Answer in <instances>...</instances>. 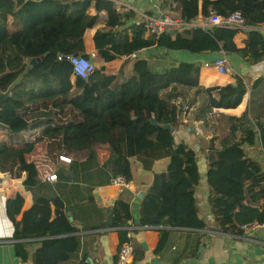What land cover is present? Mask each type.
Returning <instances> with one entry per match:
<instances>
[{"label":"trees","instance_id":"obj_1","mask_svg":"<svg viewBox=\"0 0 264 264\" xmlns=\"http://www.w3.org/2000/svg\"><path fill=\"white\" fill-rule=\"evenodd\" d=\"M94 1L0 0V92L17 81L0 105V123L6 127L1 130L8 136L7 141L0 140V172L12 179L26 174L22 185L33 189L39 184V172L26 156L37 143L47 140L48 156L54 153L70 159L67 175H56L61 182L57 189L60 191L62 183L73 182L77 189L73 198L79 203L81 185L86 189L107 185L119 175L131 182L129 158L161 145V152L169 157L168 165L163 172L151 173L138 206L137 226L242 237V226L262 224L264 213L259 201L264 198V187L256 189L264 182V172L247 155L243 144L257 131L264 141L263 123L253 122L247 113L232 117L216 112L236 108L244 91L229 85L201 87L198 65L178 63L155 72L150 60L138 58L129 61L131 74L120 82L118 76H107L103 69H96L87 79L75 77L65 57L86 55L85 33L99 24L97 14L86 15ZM159 1L171 17L187 24L199 16L239 13L248 28L244 47L236 48L233 37L238 28L228 26H191L156 37L144 23L125 26L135 14H119L111 1L102 0L99 5L107 20L92 36L97 52L108 49L121 58L157 46L191 53H235L249 65L264 60V40L259 31L264 27V0ZM190 107V118L200 121L211 135L198 152H202L207 166L212 227L199 217L195 204L200 178L197 154L185 143H176L173 136L174 129L184 126L178 117ZM166 124L173 129H163ZM35 129L41 136L25 141L22 133ZM197 139L203 142V137ZM216 140L219 147L214 144ZM99 150L109 153L102 164L98 163ZM22 205L23 198L16 193L6 200V214L13 225V240L39 244L34 264L70 260L80 249L81 231L122 229L132 221L131 205L120 199L100 215L99 223L82 229L69 222L66 209H71L70 204L60 193L52 198L35 197L33 205L17 220ZM169 232L160 230L155 254L165 245ZM124 234L120 232L119 247L128 241ZM78 264L89 263L82 258Z\"/></svg>","mask_w":264,"mask_h":264},{"label":"crops","instance_id":"obj_2","mask_svg":"<svg viewBox=\"0 0 264 264\" xmlns=\"http://www.w3.org/2000/svg\"><path fill=\"white\" fill-rule=\"evenodd\" d=\"M101 1H94L86 13L88 16L97 14L99 17V24L85 33L84 53L86 55L92 51H97L93 46L92 36L104 28L107 20V13L99 5ZM108 1L115 5V10L119 14L126 12L135 14V19L126 20L125 26L127 27L134 24L136 20L154 19L162 15L171 17L168 10L159 0ZM202 19L204 18L201 16L197 18L198 22H201ZM11 28L12 31H15L14 27ZM259 31L264 40V27L260 28ZM247 32L248 28L246 27L238 29L233 37V43L236 48L241 49L244 47ZM135 58L150 60L152 69L155 72H162L171 65L178 63L198 65V82L201 87L211 88L229 85L232 88H239L244 91L243 99L236 108L217 109V113L232 117H241L244 113H247L249 119L253 122H261L264 126V60L254 65H249L235 53H224L223 51L191 53L186 50H164L162 47L152 46L142 49L129 57L121 58L113 56L110 50L106 49L102 54L97 53L94 65L96 69H103L104 74L107 76H118V82H120L123 78L130 76L131 65L129 61ZM219 58L225 60V64L229 69L227 74H220L212 66L205 65ZM254 73L258 74V77L252 76ZM192 108L190 107L187 112H183L178 117L179 122L184 124V126L179 125L174 129L173 133L176 143L183 142L190 148L194 140L198 141V136L194 133L197 128H201L204 131L205 139L209 140L211 138V135L207 134L200 121L190 118ZM183 110H185V107ZM22 136L25 141L31 142L41 136V133L39 129H35L23 132ZM47 145V140L37 143L35 150L26 156L28 161L36 164L39 172V184L33 189L26 190L22 185L26 174L21 179H12L9 175L0 179L3 185V191H0V264H34L33 256L39 247V244L35 243V241L28 244L25 241L12 239L13 225L6 214V200L13 197L16 193H19L23 198V205L20 214L16 217L17 220L21 218L23 212L33 205L35 197L52 198L60 193L68 200L71 209L67 207L66 211L68 210L71 213V223L78 229L99 223L100 215L118 199L131 205L132 221H128L127 227L79 232L81 244L79 251L70 260L60 264H78L82 258H85L89 264H114L119 250L121 231L125 232L124 236L133 249V258L130 264H264V226H257L248 231H243L244 236L242 237L192 229L137 226V210L142 200L138 197V194H145L151 173L163 172L166 169L169 157L163 155V167L160 169L145 170L142 168L143 166H140L141 174L143 177L146 176L142 179L131 169L132 181L130 182V190H116L110 187V182L107 185L87 187V189L81 185L77 195L82 201L78 203L73 198V193L77 190L73 182L62 183L63 187L59 191L57 186L61 182L58 178L56 181L47 180V176L52 174L66 176V166L68 165L60 162L59 156L56 157L54 153L48 156ZM215 146L219 147L218 144ZM155 147L159 150L163 149L161 145H156ZM194 147H197V145L194 144ZM243 149L250 158L260 164L264 172V141L259 131H257L253 139L245 140ZM99 152L103 153L106 159L109 157L108 152L99 150L97 153ZM200 156L198 162L200 178L194 192L195 204L199 217L207 226L212 227L213 219L208 205L209 188L205 177L207 166L204 156ZM143 158L141 157V159ZM146 164L150 166L151 163L147 162ZM263 187L264 182L261 183L256 191ZM88 198L90 201H87ZM259 204L262 208L264 198L260 199ZM51 210V219H53L54 208L52 205ZM162 229H167L170 232L165 245L159 253L155 254L154 250L158 244L160 230Z\"/></svg>","mask_w":264,"mask_h":264},{"label":"built area","instance_id":"obj_3","mask_svg":"<svg viewBox=\"0 0 264 264\" xmlns=\"http://www.w3.org/2000/svg\"><path fill=\"white\" fill-rule=\"evenodd\" d=\"M195 21L192 24H187L179 19L167 15H162L161 17L154 19L147 18L144 20H136L134 23L136 25L140 23H144L146 28L148 29V32L150 34L155 35L156 37L160 36L163 33L173 32L181 28H190L191 26H198L203 29H208L214 26H228L238 29L245 27L243 19L241 18L240 14L237 12L229 15L228 17H222L220 15L214 14L208 18L202 19L201 22H198L197 20L196 24ZM97 53H98L97 51H92L85 56L70 55L65 57V59L72 66L73 75L75 77L81 79H87L96 70V67L94 65V60L97 56ZM59 59H61V57H59ZM205 65L212 66L220 74H227L229 72V69L227 68L225 64V60L223 58L216 59L213 62ZM252 76L258 77V74L254 73ZM186 109L187 107H185V110ZM198 133H200V130H198ZM58 159L62 163L65 164L70 163V159L66 156L60 155ZM6 175L7 174L0 173V179L6 177ZM47 180L56 181L57 177L55 174H52L47 176ZM110 187L116 190H130L131 183L127 181L123 176L119 175L111 178ZM0 191H3V185L1 181H0ZM261 211H263L264 213V205L262 206ZM257 226H264V222L262 224L253 223L251 225H244L241 228L243 231H248L249 229H252ZM132 258H133L132 246L129 242H125L119 247L114 264H130Z\"/></svg>","mask_w":264,"mask_h":264},{"label":"rangeland","instance_id":"obj_4","mask_svg":"<svg viewBox=\"0 0 264 264\" xmlns=\"http://www.w3.org/2000/svg\"><path fill=\"white\" fill-rule=\"evenodd\" d=\"M9 30L12 32V28L10 26H9ZM96 66H97V63H96ZM198 130H200L201 133H198ZM194 133L197 136L203 137V142L199 143L198 141L194 140L195 142L193 141V144L191 145V149H193L196 152V154H197L196 156H197L198 162H199V157H201L200 155H203V154H202V152L201 153L198 152V148H199V146H200V148H203L204 145H206V141L208 139H205V133L201 128H199V129L197 128L196 132H194ZM218 134H219V136L222 135L221 132H218ZM0 140H5V141L8 140L7 134L1 129H0ZM194 144L197 145L198 148L194 147ZM214 144L217 145L218 140H216ZM141 157L142 158L144 157V158L141 159ZM105 160H106V156L103 153L99 152L98 153V163L102 164L105 162ZM129 161H130L131 169H133L136 172V174L142 179V178H145L146 176L143 177V175L141 174V172L139 170L140 166H143L142 168H144L145 170H151L152 168L160 169L163 167L164 158H163V153L161 152V150H159L155 147V148L149 150L148 152H144L142 155H138V157L134 156V157L129 158ZM147 162H150L152 165L151 164H150V166L147 165L146 164Z\"/></svg>","mask_w":264,"mask_h":264},{"label":"water","instance_id":"obj_5","mask_svg":"<svg viewBox=\"0 0 264 264\" xmlns=\"http://www.w3.org/2000/svg\"><path fill=\"white\" fill-rule=\"evenodd\" d=\"M196 23H197V20L195 21V24H196ZM15 84H17V81H15L13 84H11V85L7 88V90H6L5 92H0V105H1V103H2L6 98H8V97L10 96V94H11V89L15 86ZM153 123H155V122H153ZM1 128H6V127H5L2 123H0V129H1ZM162 128H163V129H166V130H168V129H173V128H171V126H170L169 124L162 125ZM144 196H145L144 193H140V194H138V197L141 198V199H143ZM66 215H67L69 221L72 222L71 213H70L68 210H67ZM159 228H161V227H159Z\"/></svg>","mask_w":264,"mask_h":264}]
</instances>
